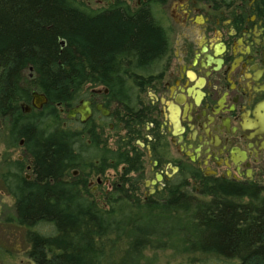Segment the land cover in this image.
Returning <instances> with one entry per match:
<instances>
[{
	"label": "trees",
	"instance_id": "obj_1",
	"mask_svg": "<svg viewBox=\"0 0 264 264\" xmlns=\"http://www.w3.org/2000/svg\"><path fill=\"white\" fill-rule=\"evenodd\" d=\"M167 46L147 9L119 0L99 9L82 0H0V122L7 146L21 142L31 165L30 180L16 160L0 180L13 200L7 221L24 230L32 264H154L147 253L158 251L185 264H264L263 188L206 178L185 165L145 198L128 194L136 180L126 179V191L113 188L103 206L86 179L70 175L93 169L83 156L92 146L100 169L121 163L125 175L139 166L125 152L117 162V150L96 149L83 129L64 127L56 106L101 88L116 110L122 103L127 129L141 125L138 97ZM32 92L46 104L26 113L21 105Z\"/></svg>",
	"mask_w": 264,
	"mask_h": 264
},
{
	"label": "flooded vegetation",
	"instance_id": "obj_2",
	"mask_svg": "<svg viewBox=\"0 0 264 264\" xmlns=\"http://www.w3.org/2000/svg\"><path fill=\"white\" fill-rule=\"evenodd\" d=\"M119 1L147 9L167 38L159 67L138 97L135 112L143 123L127 129L122 103L117 100L116 110L101 88L87 89L68 108L56 106L57 113L65 112L64 119L76 122L87 136L102 129L105 120L116 122L117 157L123 149L141 160L145 155L155 172L149 180L141 171L142 186L150 189L145 197L185 165L206 178L264 189V0ZM85 108L89 114L80 123L76 111ZM106 126L110 130L113 124ZM17 146L20 172L30 180V160L22 143ZM137 190L127 193L142 196Z\"/></svg>",
	"mask_w": 264,
	"mask_h": 264
},
{
	"label": "rangeland",
	"instance_id": "obj_3",
	"mask_svg": "<svg viewBox=\"0 0 264 264\" xmlns=\"http://www.w3.org/2000/svg\"><path fill=\"white\" fill-rule=\"evenodd\" d=\"M110 0H82V2L89 7L90 9H99L102 7H106L109 4ZM128 5L131 6L130 2L128 1ZM172 43V42H171ZM144 98V97H143ZM146 99L144 98V101ZM42 108V107H41ZM114 110V107H111V110ZM65 112L58 113V118L65 123L64 127L68 128L71 131H81L79 128V125L76 122L72 121H66L64 119ZM104 126L102 129L96 131L94 130L90 136L91 140H96L99 144L96 147L98 150H102V148H105L109 151H116L117 150V125L115 126L116 122H114L112 119L105 120ZM113 124L112 129L107 128V124ZM115 123V124H114ZM102 130V131H101ZM90 136H87L85 134L84 140L90 141ZM132 143V142H131ZM134 147L135 145L132 144ZM90 146V144H89ZM131 146V145H129ZM125 146H121V150ZM138 151L137 152H143L144 149L141 146L135 147ZM124 152V149L121 151V156ZM172 153V157H176L174 151L171 149L170 151ZM126 153V152H125ZM101 153L98 151H95L92 147H87V151L85 150L84 157L88 158V162L91 163L92 170L89 169L84 170L83 172H78L76 170H73L70 172V175L73 178H79L81 176V179H86V187L88 189L89 194H91V198H93L99 205L104 206V195L106 196L110 191L113 190V188H117V184L121 186V189L126 190L127 182H125L126 179L133 178L135 175L134 172L137 173V181L135 183L138 194H142V196L138 198H144L147 196V189L144 186H142V181L144 178H141V171H145V177L149 180H153V174L155 173L154 170H151L150 164L148 162V157L142 156V159L137 158L135 160V163L138 162L139 168L137 171H130L127 174L124 175L121 173V167L123 166L124 170L126 166L121 163H117V165L106 168L100 169L99 163L97 160V157ZM22 155L21 149L16 146L14 148H10L7 146L6 141V134H5V128L3 126V123L0 122V175L4 172V167L8 162L15 161L17 157ZM131 155V154H130ZM127 154L128 157H131ZM121 157H117V162ZM109 164L113 165V161H109ZM106 165V163H105ZM143 165V167H142ZM135 167V166H134ZM96 171H99L96 173ZM135 173V174H136ZM88 174V176H87ZM122 174V175H121ZM86 176V177H85ZM121 176L120 181L119 177ZM135 177V178H136ZM158 184H156L157 186ZM149 195V194H148ZM151 196V195H149ZM148 196V197H149ZM13 218V200L11 197H9L2 189V182L0 180V264H32V262L27 258L26 251L27 246L24 243L23 234L24 230L22 228L17 227L13 222H8V219ZM36 231H38L41 234L49 233V228L47 226H38L36 228ZM155 255L156 262L154 264H185L184 261H181L179 259H173L169 257L168 252H149L147 253L148 257H151ZM205 264H213L212 261H209ZM218 264V263H217Z\"/></svg>",
	"mask_w": 264,
	"mask_h": 264
},
{
	"label": "water",
	"instance_id": "obj_4",
	"mask_svg": "<svg viewBox=\"0 0 264 264\" xmlns=\"http://www.w3.org/2000/svg\"><path fill=\"white\" fill-rule=\"evenodd\" d=\"M30 97L32 98V100L30 102V107L32 109H34V110H40L41 107L44 104H46V99H45V97L42 94H37L35 92H32L30 94ZM82 104H83V106L86 105L85 102H83ZM21 108H26V110L29 109V107H25L23 105H21ZM76 112L80 115L79 116L80 123H83L87 119L88 114H89V111L86 108L84 110L83 109H78Z\"/></svg>",
	"mask_w": 264,
	"mask_h": 264
}]
</instances>
